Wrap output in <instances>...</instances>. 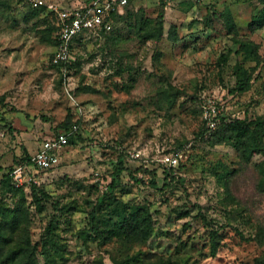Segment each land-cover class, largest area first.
<instances>
[{"label":"rangeland","instance_id":"1","mask_svg":"<svg viewBox=\"0 0 264 264\" xmlns=\"http://www.w3.org/2000/svg\"><path fill=\"white\" fill-rule=\"evenodd\" d=\"M43 1L0 0V111L18 127L0 139V264H264V156L236 123L264 121L260 0H129L111 33L74 42L67 69L50 7L91 0ZM74 123L39 184L7 187L31 146Z\"/></svg>","mask_w":264,"mask_h":264},{"label":"built area","instance_id":"2","mask_svg":"<svg viewBox=\"0 0 264 264\" xmlns=\"http://www.w3.org/2000/svg\"><path fill=\"white\" fill-rule=\"evenodd\" d=\"M129 0H91L81 6L57 7L51 6L55 14L58 27V43L55 62L63 69L72 63V47L76 37L86 33H100L102 30L111 31L114 28L112 15L123 14ZM171 1V0H162ZM33 6H43V0H31ZM204 117L208 127L214 129L217 124L219 106L216 100L209 99L203 103ZM8 126L3 113L0 111V137L5 136ZM80 130V124L74 123L70 128L60 130L57 134L44 139L38 150L30 158L19 161L10 170L12 184L15 188L29 187L40 183V173L50 170L60 162V153L69 143V140ZM181 152H164L160 157L168 167H177L180 162ZM132 156L136 159L142 157L140 151H135Z\"/></svg>","mask_w":264,"mask_h":264},{"label":"trees","instance_id":"3","mask_svg":"<svg viewBox=\"0 0 264 264\" xmlns=\"http://www.w3.org/2000/svg\"><path fill=\"white\" fill-rule=\"evenodd\" d=\"M260 2L264 6V0H260ZM129 6H130V2L128 1V4L126 5V7L124 9V13L123 14L114 13L112 15L113 24L118 19H120L122 16H124L128 12ZM254 22H255V24H258V25H262L264 23V7H263L260 15L257 16V19H255ZM113 30H114V28L111 31L102 30L100 33H111ZM80 37H82V35L76 37L74 42L76 40H78ZM70 66L71 65H68V67H70ZM236 123L238 125V128L240 129V135L244 134V132H246V131L252 132L253 137H255V139H253V145H254L253 152L257 153V154H262L264 156V141H263L264 140V121L262 120V118L261 117H256V118L251 119V120H237ZM72 125L73 124L63 126L62 129H60V130L68 129ZM78 133L79 132H77L74 136H72L70 138L68 144H72V143H74L76 141V139L78 138ZM237 146H239V145L237 144ZM180 150L181 149H175L174 151H167V152L168 153L169 152L177 153V152H180ZM244 151L245 152L242 151V154H241L242 155V160L243 161H248V158L245 157L247 151L246 150H244ZM257 168H258V172L260 174V177L258 179L259 180L258 183H259V185L264 187V160L257 166ZM170 169H174V168L170 167ZM3 181H4V183H6L7 187L9 189H11V190L20 191L22 193H24L26 190H28L25 187L15 188L14 185L12 184L9 172L5 174V177H4ZM110 186H111V189H113L115 187L114 180H113V182H112V184ZM131 217L132 218L128 219L127 224L124 225L123 228L124 227H129V231H132V230L136 231L139 227L143 226L144 221L143 220L141 221L138 215H134L133 216V214H132ZM92 219H93V221H97L98 220V218L95 216V213L92 214ZM217 232H218L217 230L214 231L213 239H214V237H216L218 235ZM215 242L216 241H213V244L211 246V252H212L213 255L218 252V245L215 244ZM167 264H173V263L168 262Z\"/></svg>","mask_w":264,"mask_h":264},{"label":"crops","instance_id":"4","mask_svg":"<svg viewBox=\"0 0 264 264\" xmlns=\"http://www.w3.org/2000/svg\"><path fill=\"white\" fill-rule=\"evenodd\" d=\"M3 116H4L5 120H6V122H7V123L9 122V123H11V124L8 123L9 126H7V128H6V130H5V136H4V137H0V139H7V137H9V134H10L9 129H11V128L16 129V128H18V127L15 125V123H12V121H11L10 119H7V117H6L5 114H3ZM8 120H9V121H8ZM47 138H48V137H47ZM45 139H46V138H45ZM40 144H41V142H38V143H37V146H31V148L33 149V150H32L33 152L29 153V154L26 155V156H22V157L19 159V161H22V160L28 159V158H30L32 155H34V154L36 153V151L38 150ZM9 172H10V171H9Z\"/></svg>","mask_w":264,"mask_h":264}]
</instances>
